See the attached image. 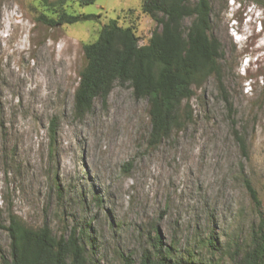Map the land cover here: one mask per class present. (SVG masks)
Instances as JSON below:
<instances>
[{
	"label": "rangeland",
	"instance_id": "obj_1",
	"mask_svg": "<svg viewBox=\"0 0 264 264\" xmlns=\"http://www.w3.org/2000/svg\"><path fill=\"white\" fill-rule=\"evenodd\" d=\"M141 1L65 0L70 12L94 16L49 26L36 0H0V223L11 210L56 236L74 228L88 264L127 255L137 264L156 232L176 264H236L264 220V0H209L230 105L214 77L193 85L181 104L191 119L155 146L148 100L128 83L116 80L82 118L72 113L83 45L103 24L131 26L139 45L159 28ZM8 258L0 227V264Z\"/></svg>",
	"mask_w": 264,
	"mask_h": 264
},
{
	"label": "trees",
	"instance_id": "obj_2",
	"mask_svg": "<svg viewBox=\"0 0 264 264\" xmlns=\"http://www.w3.org/2000/svg\"><path fill=\"white\" fill-rule=\"evenodd\" d=\"M80 5L94 0H69ZM40 6L39 21L54 26L92 18L93 14H74L65 0H36ZM69 6V7H68ZM69 8V9H68ZM141 10L157 22L145 44L139 45L131 26H121L116 19L103 24L96 40L83 45L84 65L78 71L73 93L72 113L82 118L92 108L95 98L103 102L118 80L128 83L136 98H147L151 129L147 143L157 145L173 129L191 119L183 100L212 76L218 82L222 99L229 104L221 80V49L210 29L209 0H142ZM191 18L187 28L185 18ZM230 105V104H229ZM55 120L49 123L50 142L55 136ZM242 152L244 138L234 131ZM129 167V163L127 164ZM254 205L260 200L250 180H243ZM7 225L0 223L9 237V258L5 264H88L80 236L72 228L67 235H54L47 224L28 226L16 213L7 212ZM159 233L151 240L152 250H144L137 264H176L169 247L160 245ZM123 264H136L130 255L122 256ZM236 264H264V220L252 229L250 244Z\"/></svg>",
	"mask_w": 264,
	"mask_h": 264
}]
</instances>
